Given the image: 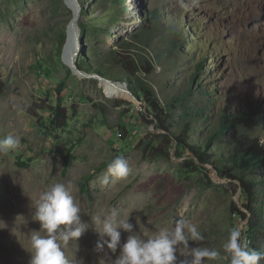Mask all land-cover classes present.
I'll return each instance as SVG.
<instances>
[{
  "label": "rangeland",
  "instance_id": "obj_1",
  "mask_svg": "<svg viewBox=\"0 0 264 264\" xmlns=\"http://www.w3.org/2000/svg\"><path fill=\"white\" fill-rule=\"evenodd\" d=\"M111 6L109 0H0V139L9 135L20 139L17 149L0 152V264H30L31 235L46 234L34 220V205L51 183L69 188L81 219L91 225L79 241L63 246L71 264H80L81 259L84 264H105L118 255L119 250L114 255H106L107 249L94 251L99 226L91 221L114 207L145 237L170 229L183 218L203 233L202 246L222 252L220 260L208 264H229L222 247L229 232L239 228L247 239V220L234 216L231 204L239 206L246 199L239 190L234 193L230 181L212 165L187 173L180 166L185 157L175 155L174 145L170 158L144 155L139 141L147 131L155 132L154 125L143 122L145 104L127 91L125 81L111 80L121 83L111 86L91 71H73L67 61L73 54L72 39L66 42L65 37L58 46L56 34L67 30L71 20L70 27L78 24V53L85 49V65L94 60L91 69L97 61L109 67L105 59L112 49L133 57L138 65L145 59L155 70L148 75L140 69L137 76L155 90L163 105L183 93L196 65L205 59L197 74L199 83L194 81V88L201 90L190 97L191 105L206 103L212 123L221 109L230 115L258 109L260 123L251 125L248 139L264 153V0H125L117 5L115 22L95 21L107 16ZM152 10L158 11L157 17ZM125 23L129 25L123 27ZM174 33L179 35L178 46L174 53H166ZM118 43L134 46L122 48ZM121 71L110 72L111 78L124 79ZM60 83L70 118L67 128L54 135L41 122L49 123L47 110L56 102ZM182 110L175 112L174 131L185 123L178 117ZM192 128L190 137L198 141L211 129L202 119ZM221 143L217 141L216 147ZM117 155L126 159L130 173L103 184L107 165ZM84 179L87 187L82 190ZM127 235L122 233V242ZM255 245L264 246V239Z\"/></svg>",
  "mask_w": 264,
  "mask_h": 264
},
{
  "label": "trees",
  "instance_id": "obj_2",
  "mask_svg": "<svg viewBox=\"0 0 264 264\" xmlns=\"http://www.w3.org/2000/svg\"><path fill=\"white\" fill-rule=\"evenodd\" d=\"M109 1L113 5L110 7L109 14L107 16L102 15L99 19L95 20L101 25L115 22L116 14L120 11L117 5L125 3V0ZM76 13L78 11L74 10V14ZM151 14L153 17H157L158 11L152 10ZM93 24L97 23L93 22ZM88 26L91 25L89 24ZM81 30L83 33L86 30L85 26L82 25ZM76 33L77 30L71 27L69 31L71 39H73ZM135 36L133 35L132 38ZM56 37L58 46H62L66 37L65 27L59 30ZM82 39L83 37L80 36L79 40L82 41ZM178 41L179 35L174 33L169 39V48H166V53H174L178 46ZM118 45L122 48L123 46L129 48L134 46V44L131 45L129 43H118ZM70 50L72 49L70 48ZM84 52L85 49L81 48L76 62L78 69L102 74L111 80L125 81L128 90L134 94V97L145 102L147 117L143 118V122L145 126L154 125L155 132L147 131L139 141L144 155L170 158L171 153L169 149L174 145L175 155L179 158L185 157L180 166L185 168L187 173L191 174L201 169L206 171V166L212 165L220 177L230 181V185L234 189L233 192L236 193L239 190L241 198L246 199V202H242L239 206L237 203L232 202L231 210L238 218L247 220V234L245 236L247 237L246 240L251 241L250 247L264 249V246L255 245L260 239H264V153L256 147L257 142L248 139L251 125H258L260 123L259 110L249 107V109L242 113L230 115L225 109H221L217 114V121L212 123L211 118L208 117L207 109L203 106L206 103H202L203 105L199 106L191 105L190 97L201 90L197 86L194 88V81L199 83V76L197 77V74L202 72L205 59L196 65L183 93L171 97L170 101L163 105L157 97L155 90L141 77L137 76L140 69L148 75L152 74L155 70L145 59L144 63L138 65L139 63L133 57L123 55L121 50L116 51L112 49L108 52L105 59V61L110 62L109 67L105 68L101 66L102 61H97L96 68L91 69L90 66H94L92 65L94 64V60L88 59V64L90 65H85ZM67 61L70 62V59H67ZM117 68H122L125 74L124 79L111 78L110 72L116 71ZM106 82L111 86L120 85ZM201 85L204 86L203 84ZM62 87L63 84L60 83L56 89V102L50 104L47 110L50 118L49 123L45 121L41 122L42 126L46 127L49 133L54 135L58 129L64 130L67 128L70 118L69 109L63 105L62 97H60ZM125 93L128 95L127 91ZM202 94L208 96L210 92H203ZM210 101H213V99H209ZM181 108L183 110L179 113L178 117L185 119V123L180 124L179 130L174 131V128L177 127L175 112ZM125 112L130 114L129 110ZM204 113H206L205 116ZM198 119L205 120L206 125L211 128L210 134L200 141L190 137V132L193 130V122ZM121 126L125 127V123L122 122ZM119 130H124V128L119 127ZM116 133L117 136H121L119 131ZM233 134L236 137L235 139H233ZM243 139L247 142H242ZM217 141H221L222 143L216 147ZM223 142L226 143L224 144ZM225 150L228 151L225 153ZM65 164L67 166L68 163ZM80 185L81 189L85 190L87 187L86 179L81 181Z\"/></svg>",
  "mask_w": 264,
  "mask_h": 264
},
{
  "label": "clouds",
  "instance_id": "obj_3",
  "mask_svg": "<svg viewBox=\"0 0 264 264\" xmlns=\"http://www.w3.org/2000/svg\"><path fill=\"white\" fill-rule=\"evenodd\" d=\"M19 146L20 139L13 135L0 139V152L8 153ZM129 173L126 159L117 155L108 163L102 183L108 184L110 177L125 178ZM34 208V220L40 223L46 234L41 236L36 232L31 235L30 264H71L63 246L70 241H79L91 225L81 219V208L69 188L63 183H51L39 195ZM91 221L99 226L94 251L99 253L107 249L106 255H114L119 250L118 255L104 261L105 264H208L222 258L220 250L202 246L201 242L205 240L203 233L183 218L177 219L174 227L161 229L150 237L135 231L129 217L121 218L115 207L107 215H95ZM122 233L128 234L124 242ZM192 242L199 246L193 247ZM222 247L223 254L230 258L229 264H260L264 261V249L250 247V242L242 236L239 228L229 232ZM80 264H84L83 259Z\"/></svg>",
  "mask_w": 264,
  "mask_h": 264
},
{
  "label": "water",
  "instance_id": "obj_4",
  "mask_svg": "<svg viewBox=\"0 0 264 264\" xmlns=\"http://www.w3.org/2000/svg\"><path fill=\"white\" fill-rule=\"evenodd\" d=\"M71 22H72V20L70 21V24H71ZM70 24L68 25V27H67V30H66V42H67V38L68 37H70V34H69V31H70ZM74 27H75V29L77 30L78 29V26H76V24H74ZM73 48H72V50H73V54H72V56H71V59H70V63H68V64H70L71 65V67H72V70L73 71H75V72H78V73H82V71L80 70V69H78L77 68V65L75 64V56H77L79 53H78V47H79V43H78V35L76 34V36L74 37V41H73ZM66 45V44H65ZM64 45V49H65V46ZM64 56H65V53L63 54V59H64ZM102 80H106V81H108V82H111L110 80H108V79H106V78H104L103 77V75L101 74V75H98ZM112 83V82H111ZM114 84V83H113ZM122 85H124V84H122ZM129 92V91H128ZM132 94V93H131Z\"/></svg>",
  "mask_w": 264,
  "mask_h": 264
},
{
  "label": "bare ground",
  "instance_id": "obj_5",
  "mask_svg": "<svg viewBox=\"0 0 264 264\" xmlns=\"http://www.w3.org/2000/svg\"><path fill=\"white\" fill-rule=\"evenodd\" d=\"M77 11H78V9H76ZM79 12V11H78ZM120 25H123V23H121ZM129 24H124V26L123 27H127ZM77 35H78V33H76ZM76 36V35H75ZM74 36V37H75ZM74 37H73V39H72V41H71V44H70V48L72 49L73 48V41H74ZM68 63H70V62H68ZM83 74V73H82ZM127 91H129V90H127ZM130 92V91H129ZM130 94H131V92H130ZM134 96V95H133Z\"/></svg>",
  "mask_w": 264,
  "mask_h": 264
},
{
  "label": "built area",
  "instance_id": "obj_6",
  "mask_svg": "<svg viewBox=\"0 0 264 264\" xmlns=\"http://www.w3.org/2000/svg\"><path fill=\"white\" fill-rule=\"evenodd\" d=\"M234 216H236V215H234ZM239 220H242V219H240V218H238ZM242 233V232H241Z\"/></svg>",
  "mask_w": 264,
  "mask_h": 264
}]
</instances>
